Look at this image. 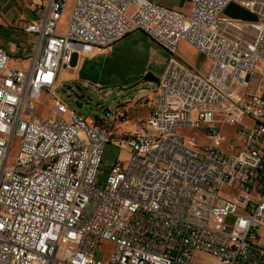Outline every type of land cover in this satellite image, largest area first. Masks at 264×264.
<instances>
[{"label":"built area","instance_id":"2783aa9c","mask_svg":"<svg viewBox=\"0 0 264 264\" xmlns=\"http://www.w3.org/2000/svg\"><path fill=\"white\" fill-rule=\"evenodd\" d=\"M71 1L49 0L45 19L25 27L39 39L28 70L0 49V264H194L196 254L264 264V0H188L187 14L149 0H73L62 31ZM231 4L256 18L225 17ZM136 32L171 59L134 133L112 135L127 121L120 108L89 118L54 99L39 114L74 53ZM183 43L206 71L179 56ZM181 129H203L208 142ZM108 143L130 155L100 179Z\"/></svg>","mask_w":264,"mask_h":264},{"label":"rangeland","instance_id":"374dc122","mask_svg":"<svg viewBox=\"0 0 264 264\" xmlns=\"http://www.w3.org/2000/svg\"><path fill=\"white\" fill-rule=\"evenodd\" d=\"M72 1L64 14L63 24H67L69 20ZM179 52L182 59L196 69L207 70L205 59L191 46L181 44ZM170 59L171 54L151 38L140 32L135 33L115 44L114 49L83 59L81 69L74 79L72 75L67 77L68 71L64 72L61 83L54 90L43 93L38 105L39 114L49 116L54 99L63 101L69 108L89 118H102L107 111L132 103L131 121L121 124L112 135L121 137L122 134H132L137 124L151 111L154 92L157 89V83L146 80V77L150 75L152 79H160ZM222 132L227 136L231 134V129L224 127ZM179 133L187 141H194L196 144L208 142L203 129L191 132L181 129ZM129 155L127 148L120 143H108L103 155L100 179H105L113 163L125 162ZM258 235L264 245V230H259ZM102 247L97 255L98 260H103L109 251L106 246ZM193 262L219 264L215 259L203 254H196Z\"/></svg>","mask_w":264,"mask_h":264},{"label":"crops","instance_id":"0c3cea01","mask_svg":"<svg viewBox=\"0 0 264 264\" xmlns=\"http://www.w3.org/2000/svg\"><path fill=\"white\" fill-rule=\"evenodd\" d=\"M149 1L174 9L183 14H187L190 9L188 0ZM48 3L49 0H0V49L8 54L10 58L9 66L20 70H28L31 67L33 60L38 55L35 44L39 42V39L36 35L26 32L25 27L28 24L38 23L45 19L48 11ZM224 16L239 21H251L256 18L255 15L236 4L229 5L224 12ZM66 25L61 22L60 29L63 31ZM40 43L42 44L43 41H40ZM114 46L115 44L107 51L114 49ZM101 52L104 51H97L90 56H81L78 53H74L70 68L66 70L68 71L67 77L72 75L71 77L74 79L81 69L83 59L92 58ZM179 56L181 57L180 52ZM73 61H75L74 64ZM185 62L188 63L187 61ZM188 64L191 65V63ZM62 76L61 80H63L65 74H62ZM132 105L130 103L129 105L120 107L122 111H125L127 121H131L130 111Z\"/></svg>","mask_w":264,"mask_h":264},{"label":"water","instance_id":"95a60500","mask_svg":"<svg viewBox=\"0 0 264 264\" xmlns=\"http://www.w3.org/2000/svg\"><path fill=\"white\" fill-rule=\"evenodd\" d=\"M146 80H152V81H154L155 83H158V82H159V79H152L150 75H148V76L146 77Z\"/></svg>","mask_w":264,"mask_h":264}]
</instances>
